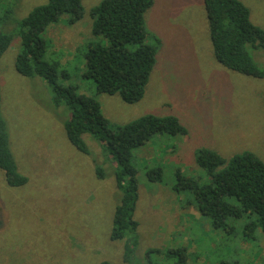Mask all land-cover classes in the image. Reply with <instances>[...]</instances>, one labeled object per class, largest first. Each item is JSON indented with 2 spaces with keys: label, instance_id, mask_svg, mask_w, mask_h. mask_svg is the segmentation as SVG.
Segmentation results:
<instances>
[{
  "label": "rangeland",
  "instance_id": "rangeland-1",
  "mask_svg": "<svg viewBox=\"0 0 264 264\" xmlns=\"http://www.w3.org/2000/svg\"><path fill=\"white\" fill-rule=\"evenodd\" d=\"M102 1L81 0L80 21L70 25L69 15H63L46 29L44 58L59 66L57 85L95 98L110 130L147 115L174 116L187 130L184 136L157 134L131 153L130 166L138 180L131 264H175L179 256L168 253L177 250L185 252L186 264H264L261 230L256 241H250L243 236V220H228L227 230L214 229L211 220L200 215L191 193L174 190L177 170L209 182L196 164L201 149L226 160L251 152L264 163V79L234 73L216 62L203 0H154L145 26L160 46L143 98L129 105L118 95L97 94L83 73L88 44H107L93 35L90 16ZM240 1L249 9L251 22L264 30V0ZM46 3H0L2 19L6 9L12 12L2 30L13 36L0 59L1 112L17 170L28 179L26 185L11 188L0 170V264H124L127 238L110 240L121 197L115 164L88 135L83 140L89 155L79 153L64 131L67 107L54 105L45 81L24 78L15 70L19 24ZM248 51L264 69V53L251 47ZM157 164L163 168L162 181L150 183L146 168ZM96 167L104 170V179L96 177ZM148 251L154 254L147 257Z\"/></svg>",
  "mask_w": 264,
  "mask_h": 264
},
{
  "label": "trees",
  "instance_id": "trees-1",
  "mask_svg": "<svg viewBox=\"0 0 264 264\" xmlns=\"http://www.w3.org/2000/svg\"><path fill=\"white\" fill-rule=\"evenodd\" d=\"M153 4L154 0H103L90 10L93 35L107 42L106 45L89 43L85 55L83 77L94 83L97 94L118 95L129 105L143 98L160 46V40L145 26V14ZM203 5L216 62L234 73L264 79V69L248 51L251 47L264 53V30L251 22L249 9L240 0H203ZM11 13L6 9L3 19L0 16V59L13 42V36L1 27ZM83 14L81 0H47L46 4L35 7L19 24L21 48L15 59V70L24 78L37 77L45 81L51 88L54 105L67 107L69 118L63 124L64 131L79 153L89 155L83 140V136L88 135L101 144L115 164V183L121 197L114 211L110 240L127 238L122 260L124 264H131L138 227L133 219L138 180L130 166L131 153L157 134L184 136L187 130L174 116L152 115L110 130L95 98L79 95L72 87L57 85L59 66L44 58L47 48L44 33L63 15H69L71 25L80 21ZM60 74L65 80L69 79L66 72ZM196 164L209 177V182H202L198 175L187 177L177 170L174 190L191 193L200 215L209 218L214 229L227 230L228 220H243V236L256 241L258 229L264 234V163L251 152L226 160L213 150L201 149ZM0 170L8 187L18 188L28 182L19 174L10 150L7 124L1 112V82ZM95 175L98 179L106 177L100 167L95 168ZM146 177L150 183H160L163 168L158 164L147 167ZM183 253V250L169 251L168 255L179 256L175 264H186L187 257ZM147 254L149 257L154 251Z\"/></svg>",
  "mask_w": 264,
  "mask_h": 264
}]
</instances>
